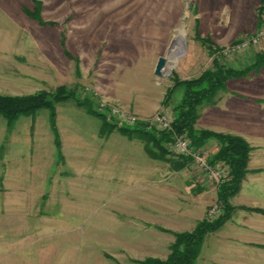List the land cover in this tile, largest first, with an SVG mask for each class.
<instances>
[{
  "label": "rangeland",
  "instance_id": "1",
  "mask_svg": "<svg viewBox=\"0 0 264 264\" xmlns=\"http://www.w3.org/2000/svg\"><path fill=\"white\" fill-rule=\"evenodd\" d=\"M257 34V43L221 53ZM263 51V0H0V93H54L64 86L76 97L54 104L60 156L50 110L20 116L26 121L21 127L38 120V134L51 138V181L36 200L20 202L0 192V264L166 259L177 233L220 217L218 183L172 149L175 136L186 134L174 133L159 148L119 128L141 121L159 136L171 129L181 100L177 87L166 101L176 80L199 77L215 58L243 68ZM161 56L167 62L158 76ZM224 97L259 109L254 141L203 127L209 107ZM215 100L200 105L195 128L240 136L251 149L240 188L230 198L231 218L207 234L219 232L221 250L200 261L264 264V68L228 80ZM216 143L210 139L200 148L208 160ZM210 164L229 175L226 163Z\"/></svg>",
  "mask_w": 264,
  "mask_h": 264
},
{
  "label": "trees",
  "instance_id": "2",
  "mask_svg": "<svg viewBox=\"0 0 264 264\" xmlns=\"http://www.w3.org/2000/svg\"><path fill=\"white\" fill-rule=\"evenodd\" d=\"M212 52H215L213 49ZM264 68V51L255 54L251 63L245 67L228 66L219 58L213 60V68L206 69L199 77L176 80L175 85L167 93L166 101L170 99L177 87L181 89V100L174 105V119L170 130L155 135L145 122H138L134 126H122L119 130L129 135L140 137L159 144L171 141L174 133L186 134L194 147L201 148L210 139H216L218 149L210 163L224 162L229 166V175L218 183V203L223 213L215 220H201L191 231L177 233L171 252L166 259L147 258L140 264H195L208 233L221 228L233 213L230 198L238 192L241 180L246 172L250 146L247 141L237 135L216 132L209 129H196L194 124L199 117V107L205 102L215 104V96L226 87L230 79L241 78L252 72ZM65 98H76L74 92L67 91L64 86L58 87L56 92L45 91L26 95H3L0 93V114L7 120L9 128L13 127L22 115H32L40 108L50 110L49 124L54 134L57 153L61 155V139L56 123L55 102ZM93 112L92 110H90ZM104 117V114H100ZM110 126V125H109Z\"/></svg>",
  "mask_w": 264,
  "mask_h": 264
},
{
  "label": "crops",
  "instance_id": "3",
  "mask_svg": "<svg viewBox=\"0 0 264 264\" xmlns=\"http://www.w3.org/2000/svg\"><path fill=\"white\" fill-rule=\"evenodd\" d=\"M258 111L259 109L253 103H244L239 98L235 100L224 97L216 106L209 107L203 127L243 135L248 134L250 140L254 141L255 133L251 132V129L259 127ZM22 118L20 117L11 128L8 127L7 120L0 119V192L12 193L18 201L26 202L38 199L46 191V186L51 181L52 141L50 137L45 141L38 134V120H30L26 128L25 126L21 127L22 122L23 125L26 124ZM49 128L51 131L50 125ZM246 129L248 130L246 131ZM53 142H55L54 138ZM216 146L218 148V144ZM26 206L28 207V205ZM218 233L207 235L196 264H203L200 261L203 254L209 258L211 255L219 253L222 242L217 241ZM208 239H211V242L208 243Z\"/></svg>",
  "mask_w": 264,
  "mask_h": 264
},
{
  "label": "built area",
  "instance_id": "4",
  "mask_svg": "<svg viewBox=\"0 0 264 264\" xmlns=\"http://www.w3.org/2000/svg\"><path fill=\"white\" fill-rule=\"evenodd\" d=\"M259 35H255L254 37L248 38L246 40H241L232 45L229 49H221L222 54H232L236 51L245 49L249 45H252L254 43L258 42ZM158 121H160L166 128H170L171 123L168 121L166 117L163 115H158L156 117ZM131 120L134 122V117L131 118ZM172 149L179 154L188 156L194 160V162L199 166L200 169L203 171H206L211 179H214L217 183H219L224 177H226V174L224 171L221 170V167H216L210 164L207 156H205L204 151L200 148H196L193 146L191 140L187 136H175V138L172 141Z\"/></svg>",
  "mask_w": 264,
  "mask_h": 264
},
{
  "label": "water",
  "instance_id": "5",
  "mask_svg": "<svg viewBox=\"0 0 264 264\" xmlns=\"http://www.w3.org/2000/svg\"><path fill=\"white\" fill-rule=\"evenodd\" d=\"M166 62H167V59L165 57L161 56L158 58L155 71H154L156 75L158 76L162 75Z\"/></svg>",
  "mask_w": 264,
  "mask_h": 264
},
{
  "label": "bare ground",
  "instance_id": "6",
  "mask_svg": "<svg viewBox=\"0 0 264 264\" xmlns=\"http://www.w3.org/2000/svg\"><path fill=\"white\" fill-rule=\"evenodd\" d=\"M185 35V31L183 29L180 30V38L183 37ZM177 51H178V48L177 47H174L172 50H171V53L173 54V58H177Z\"/></svg>",
  "mask_w": 264,
  "mask_h": 264
}]
</instances>
